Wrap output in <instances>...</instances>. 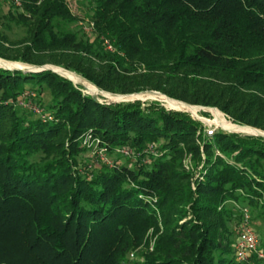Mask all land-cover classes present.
Wrapping results in <instances>:
<instances>
[{
    "label": "trees",
    "instance_id": "trees-1",
    "mask_svg": "<svg viewBox=\"0 0 264 264\" xmlns=\"http://www.w3.org/2000/svg\"><path fill=\"white\" fill-rule=\"evenodd\" d=\"M21 1L29 15L5 20L26 33L0 30V58L62 66L91 89L159 90L264 130V0H86L80 20L67 0ZM66 76L0 64V264H260L235 258L229 222L245 204L264 215V135L207 134L185 109L100 101ZM178 78L198 92L175 93ZM41 86L46 104L28 94ZM23 93L44 116L15 107ZM85 137L132 153L92 166Z\"/></svg>",
    "mask_w": 264,
    "mask_h": 264
},
{
    "label": "rangeland",
    "instance_id": "rangeland-1",
    "mask_svg": "<svg viewBox=\"0 0 264 264\" xmlns=\"http://www.w3.org/2000/svg\"><path fill=\"white\" fill-rule=\"evenodd\" d=\"M68 5L71 9V11L75 14H77V16L79 17V20L82 18L84 19L86 16L89 15L90 13V9L89 6L91 5V2H88L86 0H67ZM24 12L26 14L29 15L28 12H26L22 1H21V5H16L12 2V0H0V30H2V32L6 33L10 39H19L22 36L25 35L26 30H25V26L21 25V24H16L12 21H8L5 20L6 15L8 14V12ZM30 17V16H29ZM31 19V18H30ZM7 21V24L5 23ZM70 27L72 28H78L77 24L75 22H72L70 24ZM94 27L90 30H87L86 33H82L84 37H88L91 38L93 36V31H94ZM113 48V46H112ZM111 48V49H112ZM110 49V48H109ZM3 59V58H2ZM6 60V59H4ZM10 61V60H8ZM13 62H17L19 63V61H13ZM23 63V62H21ZM0 64L5 65L3 63L0 62ZM50 66H56V65H52L50 64ZM60 67V66H59ZM65 69V68H63ZM67 70V69H66ZM71 71V70H69ZM74 72V71H72ZM75 74H77L78 76H80L81 78H84L83 76H81L80 74L74 72ZM86 79V78H84ZM87 80V79H86ZM89 81V80H87ZM74 83L78 84L81 86L82 90L85 92H94V93H98L97 88L95 87L94 89L89 88L88 86H84L81 85L80 83H77L75 81H73ZM90 82V81H89ZM92 83V82H90ZM93 84V83H92ZM95 85V84H93ZM27 87L30 86V83L26 84ZM98 87V86H97ZM171 89L173 91H175V93L181 94L183 96L186 97H192L196 94L197 89H194L193 85L191 84L190 81L188 80H184L183 78H178L174 81V84L171 86ZM32 91H30L28 94H34L36 91L39 94V97L41 98V101L46 104L48 102V100L50 99V93L48 91L47 88L41 86L39 88H35V89H31ZM105 90V89H104ZM154 89H143L140 91H136L134 93H138L134 96H129L128 98H109L106 97L102 94H97V99H99L100 101H105V102H114V101H124V100H140L142 102H147L149 100H156L158 101L161 105H163L165 108L168 109H176V108H170L171 107H178V108H182L185 109L184 111H187L190 113L191 116L198 118L202 124L204 128H209L210 126H218L226 131H230V132H238L240 134H255L253 132H245L242 128H246V129H250L253 130L254 132H261V128L258 129V127L256 128L254 127H250V126H244L246 124H238V123H234L232 122V120L221 110H219L218 107L214 106L213 109H217L215 111V113L211 110L213 106L210 105H205L208 107H201L200 109H198V107L194 106L192 103H189L187 101H184L181 99L177 98H170V97H166L160 93H154L155 91H153ZM159 91V90H158ZM112 92V91H111ZM141 92V93H140ZM162 92V91H159ZM117 93V92H116ZM164 94V92H163ZM166 95V93H165ZM22 103H19L16 100V105L15 107L22 112L20 105L22 106H26L27 108H29V104H31L30 102L33 101L31 100V98L28 97L27 93H25V97L22 98ZM175 101H172V100ZM30 100V101H29ZM172 101V102H171ZM24 103L26 105H24ZM32 105H34L32 103ZM193 105V106H190ZM202 105V104H200ZM45 106V105H44ZM182 109H177V110H182ZM202 111H207L209 114H203ZM223 122L227 123V127L225 125H223ZM238 125V126H235ZM258 135V134H257ZM84 139H86V145H87V137H85ZM84 142V140H83ZM91 146L87 147L88 149L86 150V152L83 154L84 158L88 160L90 165H100V164H108V165H112L114 164V162L117 163H121L125 160H127V158L129 157L127 154H123L122 152L119 151V153L121 154H117L115 152H109L107 150H101L99 147H97L96 145L90 143ZM185 163H186V167L187 168H192V164H191V159H190V155H187L185 158ZM244 206H246L249 211H250V215H251V225L254 227L255 231L257 232L258 235V247L260 249L264 250V215L261 214H257V208H253L251 205L249 204H245ZM241 208V206H240ZM239 220V218H238ZM237 223V222H236ZM236 223L233 225V222L230 221L229 222V226L231 227V229L234 228L233 233L231 235L232 239L235 238V227H236ZM152 244H153V238H149V244L148 247L149 249L152 248ZM147 248V245L142 243L140 246H138L132 253H129L128 258H142V252L145 251ZM260 264H264V259H261Z\"/></svg>",
    "mask_w": 264,
    "mask_h": 264
},
{
    "label": "built area",
    "instance_id": "built-area-1",
    "mask_svg": "<svg viewBox=\"0 0 264 264\" xmlns=\"http://www.w3.org/2000/svg\"><path fill=\"white\" fill-rule=\"evenodd\" d=\"M12 2L16 5H21V0H12ZM82 26L85 30H90L94 27V23L93 21H89L88 23H83ZM104 41L106 43V46L111 49L112 44L109 41V39L104 38ZM24 97H25V93H23L17 101L19 103H22L23 100L22 98ZM30 103L31 104H29L28 106L30 109H32L36 113L43 115L42 107L40 105L34 103L33 101H31ZM32 103L34 105H32ZM24 105L26 104L24 103ZM217 127L218 126L216 125L212 127L210 126L209 128L207 127L204 128V130L207 134H212ZM93 141H95V139L89 140V138H87V145H90V143H93ZM84 143H86V139H84ZM97 147H99L101 150H106L104 146H97ZM148 148L152 149V144H149ZM118 150L123 154L125 153L127 155H130L132 153V149L128 147H122ZM250 222H251L250 211L246 206H242L239 220L236 223V227H235L236 234L233 241V254L235 258L238 260L248 259L249 256L252 254H256L258 258L264 259V250L258 247V235ZM132 254L133 253L131 252V255Z\"/></svg>",
    "mask_w": 264,
    "mask_h": 264
},
{
    "label": "water",
    "instance_id": "water-1",
    "mask_svg": "<svg viewBox=\"0 0 264 264\" xmlns=\"http://www.w3.org/2000/svg\"><path fill=\"white\" fill-rule=\"evenodd\" d=\"M27 64H28V63H27ZM50 64H51V63H45V64H42V65L29 64V65L37 66V68H32V67H25V68L16 67V68H19V69H22V70H41V69L49 68V69H51V70H53V71L58 72L59 74H61V75H63V76H66V75L62 74L59 70H57V69L53 68L52 66H50ZM54 65H55V64H54ZM58 66H59V65H58ZM60 67H61V68H64V67H62V66H60ZM65 69H67V68H65ZM66 77L70 78L69 76H66ZM70 79H71L72 81H74L72 78H70ZM95 86H96V85H95ZM96 87H97V86H96ZM97 88L99 89V91L109 92V93L114 94V95H116V94L127 95V94H132V93H134V92H131V93H116V92H111V91H107V90L101 89V88H99V87H97ZM153 91H155V92H159L158 90H153ZM90 93H91V95H92L94 98L97 97V94H96V93H94V92H90ZM168 96H169V95H168ZM194 105H197V106H199V107H208V106L200 105V104H194ZM211 108H214V106L211 107ZM241 125H242V124H241ZM247 126H250V125H247ZM250 127H254V126H250ZM261 130H262V129H261ZM253 133L258 134V135H264V130H262V132H253Z\"/></svg>",
    "mask_w": 264,
    "mask_h": 264
},
{
    "label": "bare ground",
    "instance_id": "bare-ground-1",
    "mask_svg": "<svg viewBox=\"0 0 264 264\" xmlns=\"http://www.w3.org/2000/svg\"><path fill=\"white\" fill-rule=\"evenodd\" d=\"M0 60L12 63V64H9V65H4L5 67L12 68V69H13V68H16V67H21V68H25V67L37 68V66L29 65V64H26V63H21V62L17 63V62H13V61L4 60V59H2V58H0ZM53 68L59 70L60 72H61V71H69V70L63 69V68H61V67H59V66H53ZM61 73L64 74L63 72H61ZM70 78H71V77H70ZM95 87H96V86H95ZM96 88H97V87H96ZM97 91H98V94H102V95H107V94H108V95H110L111 97L116 98V99H118V98H128L129 96H134V95L138 94V93H132V94H127V95H120V94H116V95H114V94H111V93H109V92L99 91L98 88H97ZM158 93H159V92H158ZM190 106H193V105H190ZM194 106L198 107V109L201 108V107H199V106H197V105H194ZM223 125H225V126L227 127V123H226V122H223ZM261 132H262V131H261Z\"/></svg>",
    "mask_w": 264,
    "mask_h": 264
}]
</instances>
